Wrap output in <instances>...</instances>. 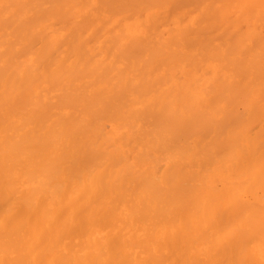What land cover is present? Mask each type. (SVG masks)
Listing matches in <instances>:
<instances>
[{
    "label": "bare ground",
    "instance_id": "1",
    "mask_svg": "<svg viewBox=\"0 0 264 264\" xmlns=\"http://www.w3.org/2000/svg\"><path fill=\"white\" fill-rule=\"evenodd\" d=\"M0 264H264V0H0Z\"/></svg>",
    "mask_w": 264,
    "mask_h": 264
}]
</instances>
